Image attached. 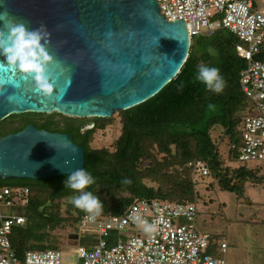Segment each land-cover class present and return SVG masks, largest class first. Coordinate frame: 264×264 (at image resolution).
Segmentation results:
<instances>
[{
    "label": "water",
    "instance_id": "1",
    "mask_svg": "<svg viewBox=\"0 0 264 264\" xmlns=\"http://www.w3.org/2000/svg\"><path fill=\"white\" fill-rule=\"evenodd\" d=\"M3 12L29 28L46 25L55 87L43 97L17 74L20 87L6 85L0 95V123L23 114L110 119L158 95L190 57L187 24L164 17L156 0H0ZM85 167L71 135L28 125L0 137V180L45 181Z\"/></svg>",
    "mask_w": 264,
    "mask_h": 264
},
{
    "label": "trees",
    "instance_id": "2",
    "mask_svg": "<svg viewBox=\"0 0 264 264\" xmlns=\"http://www.w3.org/2000/svg\"><path fill=\"white\" fill-rule=\"evenodd\" d=\"M201 36L203 39L198 42L194 41L195 38L192 40V48L195 46L196 54L191 52L174 81L149 101L120 113L124 121V131L118 141L116 155L92 150L90 146L94 130L106 127L113 120L106 119V124L102 126L96 124L94 129L88 131H84L82 126L75 125L77 124L75 122H70L65 128H56L52 123L44 126L68 132L74 142L84 148L85 169L95 179V183L85 189L86 191L98 196L101 202L102 198L109 194L108 190L120 195L121 200L114 206L108 205L103 208L99 215L102 217H97L98 219L122 217L135 203L144 200L196 206L200 193L196 182L192 181V171L196 172L199 178L209 177L211 182L208 183V192L214 191L217 187L222 192L234 194L239 200L245 197L247 185L264 184V175L258 167H250L239 160L243 141L241 114L246 112L250 105L241 88L240 74L247 68V62L236 54L238 40L227 29L209 35L204 33ZM199 64L219 68L225 86L229 85V90L214 94L203 83L196 81L195 75ZM28 124L29 121H24L21 127L10 131L0 130V137L18 133ZM219 127H222L224 135L235 148L228 162L220 141H216L212 135V131ZM160 155L162 157H159ZM112 158L116 161L113 162ZM145 159L151 160V167L158 169L162 175H171L168 177L171 181L170 186L166 189L150 188L144 184L147 170L140 166ZM198 161L206 165L208 175L204 176L192 167ZM124 178L130 179L132 183L123 184ZM65 179L66 176L45 181L0 180V189L15 187L20 191L29 189L31 192L28 208L16 210L27 218L26 226L15 228L11 235L12 248L21 264H24L29 252L49 250L60 252V248L55 246L57 240L50 238L49 232L57 229L64 219L57 214L49 213L47 205L52 202L54 207H58L56 201L74 194L70 189L66 193V190L58 185V181L62 182ZM126 193H130L131 197L123 198ZM172 197L177 198L175 202ZM67 212L72 221L73 215H77L78 223L87 216L71 203L67 206ZM38 224L41 225L40 228ZM79 230L81 231L80 225ZM126 237L125 234L113 233L110 242L114 243L117 239ZM81 241V245L91 249L88 238ZM212 243L214 241L210 239L212 248L208 252L215 255L217 249L213 248Z\"/></svg>",
    "mask_w": 264,
    "mask_h": 264
},
{
    "label": "built area",
    "instance_id": "3",
    "mask_svg": "<svg viewBox=\"0 0 264 264\" xmlns=\"http://www.w3.org/2000/svg\"><path fill=\"white\" fill-rule=\"evenodd\" d=\"M160 11L170 21L183 19L192 40L204 33L227 29L239 41L236 54L247 62L241 74V88L251 103V110L242 119L240 163H264V61L257 56L264 52V10L251 0H156ZM192 167L204 176L206 165L198 161ZM30 190L15 187L0 189V264H21L12 248L11 235L27 218L17 213L30 203ZM141 216L157 230L148 235L134 222ZM82 220L90 248L77 246V264H227L225 258L211 255L209 236L196 228L197 207L193 204H170L162 201H138L122 217ZM82 233V230L80 231ZM113 233L126 239L110 242ZM81 240V239H79ZM226 243L219 252L226 253ZM24 264H64L62 252L27 253Z\"/></svg>",
    "mask_w": 264,
    "mask_h": 264
},
{
    "label": "rangeland",
    "instance_id": "4",
    "mask_svg": "<svg viewBox=\"0 0 264 264\" xmlns=\"http://www.w3.org/2000/svg\"><path fill=\"white\" fill-rule=\"evenodd\" d=\"M251 1L258 5V9L264 10V0ZM202 39L203 36L200 35V37L195 38L194 41L198 42V40ZM192 46L190 55L191 52L196 54V48L195 46L192 48ZM228 90L229 85L226 84L221 93L227 92ZM214 94L217 93L214 92ZM121 112L124 111L117 112L112 118H110V120L113 121L106 127H100L94 130L90 143L92 150L106 151L109 155H116L118 141L124 131V121L120 114ZM29 120L40 122L51 120L53 126L56 128H65L70 122H75L77 123L75 125L82 126L84 131L94 129L96 124L99 126L106 124V119L99 118L75 119L58 115L56 113L51 115L23 114L13 115L5 119L0 123V130L10 131L14 128L21 127L24 121ZM92 125L93 128H91ZM212 135L216 141H220L221 149L226 155V162H228V160H230L229 156L231 152L235 149L234 146L224 135L222 127L214 129ZM159 157H162V155ZM114 160L116 161V159L112 158L113 162H115ZM151 165L152 161L145 159L140 166L142 169L147 170L145 171L147 177L144 178V184L150 188L155 187L166 189V187L170 186L171 181L168 177L171 175H162L158 169L151 167ZM247 165L255 168L259 166L258 169L261 171V174L264 175V169L260 167H264L263 163H248ZM191 177L192 181L196 182L194 183L197 184V189L200 193V198L195 203L198 210L196 222L197 230L203 231L201 233H204L205 231V234L211 233L216 236L215 238L219 243L218 250L221 248V242L226 241L229 244L228 254L225 255L228 264H264V184L247 185L244 195L245 197L239 200L234 194L222 192L217 187L214 191L208 192V183L211 182V180L208 179L209 177L204 179L199 178V175L193 171L191 172ZM108 192L109 194H106V196L102 198L103 208L108 205L114 206L121 200L120 195L117 193H112L109 190ZM76 194L77 193H74L70 195V197L66 196V198L56 201L55 203L59 204L58 207H54L52 202H49L47 205L49 208V211H47L49 213L57 214L64 219V222H62L57 229L49 232L50 238L57 240L55 246L60 248L64 264H77L78 260L74 251L77 246L81 245V240L88 237L82 229L83 218L81 219V223H78L77 215H73L72 221L69 219L70 216L67 212V206L71 203L70 200L72 196ZM43 197H48V195H43ZM126 197L130 198L131 194L126 193L123 195V198ZM171 199L175 202L174 200L177 198L172 197ZM27 208L28 206H25L23 210H26ZM262 221L263 223H261ZM248 223L250 224L248 225ZM38 225V228H40L41 225ZM79 225L81 226L82 233H80ZM73 234H76L78 238H70V235ZM125 235L131 236L132 233H126ZM208 236L210 240L211 236Z\"/></svg>",
    "mask_w": 264,
    "mask_h": 264
},
{
    "label": "clouds",
    "instance_id": "5",
    "mask_svg": "<svg viewBox=\"0 0 264 264\" xmlns=\"http://www.w3.org/2000/svg\"><path fill=\"white\" fill-rule=\"evenodd\" d=\"M0 21V55L5 58L0 61V73L3 74L0 76V95H4L6 85L20 87L15 80L16 75L20 74L24 80L32 81L35 92L43 97H50L55 87L50 75L54 59L48 50L51 34L46 25L29 28L24 22L9 17L7 12L0 13ZM155 71L159 74V69ZM195 80L217 94L225 87L219 68L205 64L197 66ZM6 99L8 103L17 102L14 95H7ZM94 183V177L85 168L72 171L64 180L65 188L77 193L72 196L71 204L86 213L89 221H95L103 211L100 198L85 190ZM122 183L130 185L132 181L124 178ZM133 220L145 234L151 235L157 230L156 222L150 223L139 215L134 216Z\"/></svg>",
    "mask_w": 264,
    "mask_h": 264
},
{
    "label": "crops",
    "instance_id": "6",
    "mask_svg": "<svg viewBox=\"0 0 264 264\" xmlns=\"http://www.w3.org/2000/svg\"><path fill=\"white\" fill-rule=\"evenodd\" d=\"M255 4V3H254ZM255 6L258 8V5L257 4H255ZM239 42V41H238ZM259 58V60H263L264 61V52L263 53H261V54H259L258 56H257V59ZM248 102H249V109L247 110V111H250L251 110V103H250V101L249 100H247ZM246 111V112H247ZM243 114V113H242ZM242 114H241V116H242ZM242 132H243V128L241 129V134H242ZM243 137V136H242ZM252 163H261V162H252ZM242 164H248V163H242ZM264 164V163H263ZM257 167H259V166H257ZM261 168H263V166H260ZM238 222H240L239 220H237ZM243 222H245V221H243ZM261 223H263V221L261 222ZM260 223V224H261ZM250 223H248V225H249ZM196 228H197V223H196ZM199 232H203V231H199ZM204 233H206L205 231H204ZM208 234V233H207ZM208 235H210L212 238V240L214 241V243H212V245H213V248L214 249H217V251L215 252V255L214 256H216V257H224L225 258V260H226V262H227V264H228V260H227V258L225 257V255H227L228 254V250H229V244L226 242V241H223L224 243H226V245H227V251H226V253H224V254H221L220 252H219V250H218V248H219V243L217 242V239L215 238L216 236H214L213 234H211V233H209ZM118 240V239H117ZM223 242H221V243H223ZM218 243V244H217ZM210 248H212L211 246H210ZM209 248V249H210Z\"/></svg>",
    "mask_w": 264,
    "mask_h": 264
},
{
    "label": "flooded vegetation",
    "instance_id": "7",
    "mask_svg": "<svg viewBox=\"0 0 264 264\" xmlns=\"http://www.w3.org/2000/svg\"><path fill=\"white\" fill-rule=\"evenodd\" d=\"M48 123H52L53 124V122H49L48 120L45 121V122H40V121H36V120H29V124L28 125H35L39 129H43L42 127H44ZM51 128H53V127H51ZM44 129L50 131L51 133H59V134H63V135L64 134L70 135L68 132H64V131L58 130V129L57 130L56 129H48V128H45V127H44ZM58 185L61 186V188L65 189L66 193H68V189H66L65 186H64V181H62V182L58 181Z\"/></svg>",
    "mask_w": 264,
    "mask_h": 264
}]
</instances>
